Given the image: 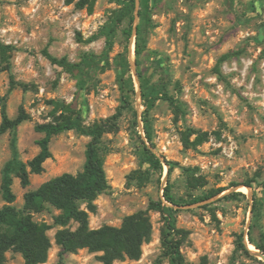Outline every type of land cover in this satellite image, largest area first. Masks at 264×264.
<instances>
[{
    "label": "rangeland",
    "instance_id": "obj_1",
    "mask_svg": "<svg viewBox=\"0 0 264 264\" xmlns=\"http://www.w3.org/2000/svg\"><path fill=\"white\" fill-rule=\"evenodd\" d=\"M77 1L0 0V43L11 47L8 68L0 60V121L1 103L10 118L21 107L28 114L17 130L20 159L27 163L38 152L42 135L34 126L52 121L47 102L70 104L86 125H109L100 149L109 188L96 197L93 212L80 206L89 227H119L140 211L150 220L141 257L114 264H170L162 242L166 215L150 206L159 202L175 210L171 238L179 243L181 264H264L248 241L250 235L264 246V0H149L136 21L142 26L138 57L137 32H124L127 20L117 26L110 49L97 36L117 3L94 0L88 11L78 9ZM46 54L73 67L53 65ZM225 54L232 55L218 75L217 61ZM187 131L191 144L185 147ZM201 133L207 138L196 144ZM88 141L74 131L54 136L44 171L31 174L26 188L13 178L14 205L22 208L23 195L49 179L80 172ZM143 144L162 160V171L144 162ZM10 155L4 134L0 180ZM166 187L177 201L203 200L174 207L165 201ZM58 213L50 206L32 213L35 222L50 227L42 264H59V227L52 220ZM100 255L79 249L64 255L63 264H101ZM4 264L24 259L9 250Z\"/></svg>",
    "mask_w": 264,
    "mask_h": 264
},
{
    "label": "trees",
    "instance_id": "obj_2",
    "mask_svg": "<svg viewBox=\"0 0 264 264\" xmlns=\"http://www.w3.org/2000/svg\"><path fill=\"white\" fill-rule=\"evenodd\" d=\"M112 1L120 7L100 27L97 34V36L105 39L107 49H110L113 44L118 25L127 20L128 28L124 32L129 37L132 35L134 23L135 0ZM148 1L139 0V16L143 15L148 6ZM93 2L94 0H78L75 6L78 9L86 8L91 11ZM141 28V24L136 26L135 52L137 57L141 51L138 39ZM10 50V46L0 43V60L6 68L9 65L8 54ZM231 55L225 54L218 59V75H221L220 65ZM46 56L53 65L62 67L67 71L73 67L65 58L57 59L48 54ZM47 104L51 107L49 114L52 121L34 126V131L42 135L36 142L38 152L30 161L24 163L20 159L17 149V130L23 122L29 120V116L21 107L17 115L10 118L5 105L1 103L0 138L4 134L9 135L11 155L3 165L0 180V194L4 202L0 208V264L5 263V253L9 250L19 252L24 259V264H42L46 261L48 250L51 247L47 236L50 227L45 223L35 222L32 219V213H40L48 206L59 212L52 217L53 224L59 227L55 233L56 243L61 248L59 264H63L64 255L74 253L79 249L100 253L98 260L101 264H114L115 261L124 259L138 260L142 254V245L149 241L151 235L150 220L145 212L140 211L125 217L119 227L102 226L98 229H92L89 227L87 211L80 208L82 204H85L86 209L93 212L95 210L94 200L109 188L100 154L102 138L108 132L109 125L103 122L86 125L83 122L81 112L62 101L50 100ZM146 122L144 119L145 138L152 147L154 145ZM67 131H74L89 138L84 151L82 170L75 175L61 174L42 183L35 190L27 191L23 195L22 208H17L14 205L16 196L12 190L13 178H17L23 188L28 187L30 175L41 174L44 171L43 164L52 157L49 150L51 139ZM190 133L191 131H187L182 136L185 147L191 144ZM206 138L207 133H201L197 135L195 143L200 144ZM142 154L144 162L149 165V168L162 171V160L152 152L151 148L143 144ZM167 164L170 172L172 166L168 162ZM190 184L193 185L192 181ZM164 198L167 203L174 207L203 200L202 198H193L189 202L177 201L167 187L164 190ZM150 206L151 209L159 210L166 215L165 233L162 240L165 256L169 257L170 264H181L179 243L171 238L176 229L173 215L175 210L162 205L161 202L151 203ZM72 222L76 224L74 229L68 228ZM248 241L264 255L263 245L255 243L250 235H248ZM239 246L244 253L250 254V251L242 243V239H240Z\"/></svg>",
    "mask_w": 264,
    "mask_h": 264
},
{
    "label": "water",
    "instance_id": "obj_3",
    "mask_svg": "<svg viewBox=\"0 0 264 264\" xmlns=\"http://www.w3.org/2000/svg\"><path fill=\"white\" fill-rule=\"evenodd\" d=\"M138 17H139V0H135V14H134V22H135V24L133 25V34H135L136 33V26H137V23H136V21H137V19H138ZM140 130L143 132V130H142V126L140 125ZM250 244V243H249ZM248 244V245H249ZM250 250V249H249ZM251 251V250H250ZM252 253H255L261 260H263L264 261V255L262 254V253H260L259 251H256V252H253V251H251Z\"/></svg>",
    "mask_w": 264,
    "mask_h": 264
},
{
    "label": "bare ground",
    "instance_id": "obj_4",
    "mask_svg": "<svg viewBox=\"0 0 264 264\" xmlns=\"http://www.w3.org/2000/svg\"><path fill=\"white\" fill-rule=\"evenodd\" d=\"M248 194V193H247Z\"/></svg>",
    "mask_w": 264,
    "mask_h": 264
}]
</instances>
